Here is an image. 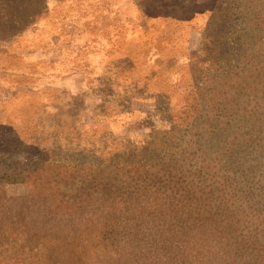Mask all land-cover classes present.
Here are the masks:
<instances>
[{
  "label": "trees",
  "instance_id": "trees-1",
  "mask_svg": "<svg viewBox=\"0 0 264 264\" xmlns=\"http://www.w3.org/2000/svg\"><path fill=\"white\" fill-rule=\"evenodd\" d=\"M212 4L195 76L171 119L115 128L113 116H82L63 122L74 135L33 128L38 135L26 137L42 147L67 137L96 163L51 162L53 150L37 161L0 153V244L7 233L35 245L94 232L110 248L106 264H264V0ZM11 183H34V194L9 196ZM65 249L63 264L81 263Z\"/></svg>",
  "mask_w": 264,
  "mask_h": 264
},
{
  "label": "rangeland",
  "instance_id": "rangeland-1",
  "mask_svg": "<svg viewBox=\"0 0 264 264\" xmlns=\"http://www.w3.org/2000/svg\"><path fill=\"white\" fill-rule=\"evenodd\" d=\"M212 10V0H0V153H31L37 161L53 150L51 162L96 163L92 151L77 154L67 137L49 147L26 137L33 128L74 135L63 122L82 116L91 124L113 116L115 128L141 116L154 127L171 119L195 76ZM142 124L136 133L145 132ZM5 190L33 195L35 185ZM61 234L29 245L22 234L7 233L0 264H63L65 246L76 248L80 264H106L110 248L97 233Z\"/></svg>",
  "mask_w": 264,
  "mask_h": 264
}]
</instances>
